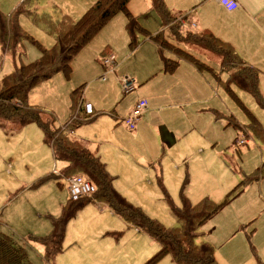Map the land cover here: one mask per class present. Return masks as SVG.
Returning a JSON list of instances; mask_svg holds the SVG:
<instances>
[{
    "label": "rangeland",
    "instance_id": "obj_1",
    "mask_svg": "<svg viewBox=\"0 0 264 264\" xmlns=\"http://www.w3.org/2000/svg\"><path fill=\"white\" fill-rule=\"evenodd\" d=\"M6 1L17 2L14 8L23 0ZM95 1L26 0L28 13L18 20L41 46L50 49L54 38L44 20L58 21L63 14L76 20ZM203 1L190 0L189 7L193 6L197 18L208 14ZM128 9L139 24L135 32L127 31L128 18L123 13L114 16L74 56L69 75L60 72L37 85L33 104L53 112L62 124L70 114L71 92L80 88L82 102L93 107L96 119L75 129L74 134L92 142L94 153L113 176L116 191L147 217L172 229L178 227L173 209L182 206V196L191 204L203 198L216 203L226 200L224 209L199 228L200 240L212 247L217 264L264 263V214L250 223L249 230L254 232L248 239L242 228L232 224L235 211L242 216L246 211L241 209L240 197L233 199L229 193L247 179L255 158L260 154L264 158V140L255 135L250 118L253 115L264 131V110L248 92L236 85H231V90L225 86L227 75L220 71V57L207 50L201 40L192 41L190 35L195 30L190 24L178 26L171 16L163 29L151 0H128ZM159 32L173 57H181L172 72L162 70L156 45L150 40ZM131 39L139 43L135 49L128 45ZM20 53L30 62L39 56V49L25 42ZM185 56L209 66H195L185 61ZM111 57L113 65H104V59ZM18 62L10 54H0V79ZM124 79L132 82L133 91L124 93ZM259 92L264 97V75ZM141 99L147 108L135 134V130L125 129L121 120ZM246 161L249 163L244 166ZM63 167L52 158L36 124L15 135L0 129V232L21 243L33 264L145 263L158 244L108 208L100 209V202L91 200L94 195L77 202L91 200L68 220L62 250L53 260L47 261L39 246L31 247L35 243L32 237L47 236L52 217L60 215L62 206L72 204L66 179L82 173H65ZM232 177L237 181L227 188ZM254 202L261 204L263 200L257 197ZM152 264L176 263L165 255Z\"/></svg>",
    "mask_w": 264,
    "mask_h": 264
},
{
    "label": "trees",
    "instance_id": "obj_2",
    "mask_svg": "<svg viewBox=\"0 0 264 264\" xmlns=\"http://www.w3.org/2000/svg\"><path fill=\"white\" fill-rule=\"evenodd\" d=\"M25 2L23 0L9 14L0 11V54H10L19 61L13 70L0 79V129L6 135H15L26 126L36 124L42 131L43 142L51 149L54 161L66 163L63 171L80 172L82 174L70 176L82 177L95 186L91 200L105 204L111 213L146 233L158 244L157 251L143 264H152L165 255H169L176 264H217L212 247L200 240L199 228L226 204V200L216 203L209 198H203L198 203L191 204L182 196V206L173 209L178 227H162L115 190L113 176L107 171L105 164L91 150L88 142L74 134L75 129L88 124L92 120L90 117H94V111L92 114L84 111L81 93L78 92L80 88L71 92L70 114L68 120L62 124H58L53 112L41 109L30 101L34 89L42 80L60 72L69 75L74 56L117 14L123 13L128 18L127 31L130 34L135 32L139 24L129 12L128 0H96L76 20L68 14H63L58 21L50 18L44 20L47 32L54 38L53 47L50 49L41 46L19 23V16L28 13L24 8ZM151 3L152 8L159 14L162 25H167L168 18L172 16V21L180 26L181 18L170 14L164 0H151ZM190 36L193 42L201 40L207 50L220 57V71L227 75L225 86L231 90V85H236L248 92L264 110V97L259 92V75L255 67L242 61L228 42L222 41L207 29L191 32ZM150 40L159 46L161 52L167 50L164 45L167 41L161 33L151 36ZM25 42L35 44L39 49V56L30 62H25L24 53H20ZM128 45L135 49L139 43L131 39ZM106 50L107 48L103 51ZM160 57L164 72L175 70L181 58L165 57L163 54ZM183 59L195 66L202 64L188 56ZM75 106H78L77 110ZM250 118L255 135L264 140V131L258 120L251 114ZM7 123L13 124V127L6 126ZM259 169L264 173V163ZM252 179L253 177L247 178L240 184ZM84 204L85 202H80L62 206L60 215L52 217L51 232L47 236L32 237L42 248L47 261L53 260L61 252L66 224ZM0 264L33 263L28 259L21 243L9 234L0 232ZM257 264L264 263L258 261Z\"/></svg>",
    "mask_w": 264,
    "mask_h": 264
},
{
    "label": "crops",
    "instance_id": "obj_3",
    "mask_svg": "<svg viewBox=\"0 0 264 264\" xmlns=\"http://www.w3.org/2000/svg\"><path fill=\"white\" fill-rule=\"evenodd\" d=\"M170 1L171 0H164V3L171 15L181 16V19H179L180 25L188 27L190 24L193 30H195L196 32L204 29H207L211 32L213 31L212 33H215V36L218 35V38H220L222 41L228 42L231 45L233 50L236 52L237 56L242 61L255 67L259 75L260 83L261 77L264 75V0H235L238 6L232 11H228L221 4H219L217 0H204L203 2H201V4H204L203 6L207 7L208 14L207 16L198 15V18L194 13L193 6L192 8L189 7L191 3L190 0H174L175 4H171ZM15 3L17 2H11V4H8L6 0H3L2 3V0H0V11L3 14H9L16 7L15 6L14 8H11L12 5H14ZM182 18L187 19L190 23L186 21L184 22L185 19L183 20ZM162 26L163 29H165L164 25ZM159 33H161L162 37H164L162 32ZM155 45L159 56V64L161 66V54L164 55V52L168 51L171 54H169L168 56H164L173 58L174 55H172L173 53L171 51L164 50L161 52L159 50V46L157 44ZM202 63L206 62L203 61ZM206 64L208 65V63ZM34 94L35 89L30 97V101L32 103V96ZM93 119L95 120L96 118L92 117V120ZM138 132L139 131L136 132V130L134 131L135 134H138ZM85 141L89 143L91 150L94 152L92 148V142H89L87 140ZM47 147L49 148V146ZM59 163L63 164V169L66 167V163ZM248 163L249 162L246 161L244 166H246ZM263 163L264 158L262 154H260L259 157L257 156V158H255V162L253 164L254 168L252 172L250 174L245 175V178L253 177V179L245 182L244 184H240L241 182L246 181L247 179L242 180L236 185V188L232 189L229 192L231 193L232 197H234L233 199H238L240 197L239 200H241L243 204L241 209L243 211H246L244 216L240 214L238 215V213L235 211L232 217V224L236 227L239 226L240 228H242L246 233L248 239L254 232V230L252 229L249 230L250 223L257 222L258 219L264 214V173L259 169L261 168ZM236 181L237 178L232 177L228 182L229 184L227 188L231 187V185H233ZM253 186H255L254 189H250ZM257 197L260 200H263L261 204H257L254 202V199ZM86 203L88 202H85V204ZM98 206L100 209L106 207V205L101 202L100 204H98ZM224 207L221 208L217 213H215V215L222 211ZM261 220L264 222V217ZM136 230L139 231L138 229ZM34 245L40 247L38 243L31 244V247H34Z\"/></svg>",
    "mask_w": 264,
    "mask_h": 264
},
{
    "label": "built area",
    "instance_id": "obj_4",
    "mask_svg": "<svg viewBox=\"0 0 264 264\" xmlns=\"http://www.w3.org/2000/svg\"><path fill=\"white\" fill-rule=\"evenodd\" d=\"M228 11H232L237 8L235 0H217ZM113 58L104 59V65L111 67L113 65ZM122 90L124 93H129L135 89L132 82L124 79L121 81ZM84 111L86 114L93 113V107L89 103H83ZM147 108V104L144 100H139L133 107V109L127 114L125 118L121 120L122 125L128 130H133L137 126V122L141 117V113ZM67 180V192L69 201L77 203L85 198H90L95 193V186L89 181L84 180L79 176H70Z\"/></svg>",
    "mask_w": 264,
    "mask_h": 264
}]
</instances>
